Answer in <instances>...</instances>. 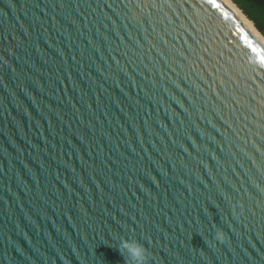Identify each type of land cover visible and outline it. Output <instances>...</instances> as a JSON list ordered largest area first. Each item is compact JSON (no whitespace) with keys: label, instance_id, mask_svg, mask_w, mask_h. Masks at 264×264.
Returning a JSON list of instances; mask_svg holds the SVG:
<instances>
[{"label":"water","instance_id":"1","mask_svg":"<svg viewBox=\"0 0 264 264\" xmlns=\"http://www.w3.org/2000/svg\"><path fill=\"white\" fill-rule=\"evenodd\" d=\"M122 241L264 264V43L220 0H0V264Z\"/></svg>","mask_w":264,"mask_h":264},{"label":"trees","instance_id":"2","mask_svg":"<svg viewBox=\"0 0 264 264\" xmlns=\"http://www.w3.org/2000/svg\"><path fill=\"white\" fill-rule=\"evenodd\" d=\"M264 37V0H231Z\"/></svg>","mask_w":264,"mask_h":264},{"label":"clouds","instance_id":"3","mask_svg":"<svg viewBox=\"0 0 264 264\" xmlns=\"http://www.w3.org/2000/svg\"><path fill=\"white\" fill-rule=\"evenodd\" d=\"M121 248L127 250V253L131 257L130 264H146L147 251L138 242L122 241Z\"/></svg>","mask_w":264,"mask_h":264},{"label":"bare ground","instance_id":"4","mask_svg":"<svg viewBox=\"0 0 264 264\" xmlns=\"http://www.w3.org/2000/svg\"><path fill=\"white\" fill-rule=\"evenodd\" d=\"M226 7H228L233 13L244 23L247 29L253 33L258 39L264 43V37L260 35L256 29L252 26L251 22L244 17V15L238 10V8L230 0H220Z\"/></svg>","mask_w":264,"mask_h":264},{"label":"snow or ice","instance_id":"5","mask_svg":"<svg viewBox=\"0 0 264 264\" xmlns=\"http://www.w3.org/2000/svg\"><path fill=\"white\" fill-rule=\"evenodd\" d=\"M189 139H191V137H189Z\"/></svg>","mask_w":264,"mask_h":264},{"label":"rangeland","instance_id":"6","mask_svg":"<svg viewBox=\"0 0 264 264\" xmlns=\"http://www.w3.org/2000/svg\"><path fill=\"white\" fill-rule=\"evenodd\" d=\"M231 1V0H230ZM232 2V1H231Z\"/></svg>","mask_w":264,"mask_h":264}]
</instances>
